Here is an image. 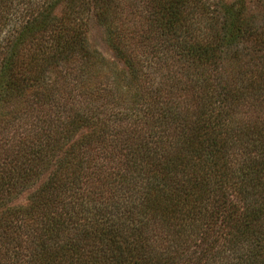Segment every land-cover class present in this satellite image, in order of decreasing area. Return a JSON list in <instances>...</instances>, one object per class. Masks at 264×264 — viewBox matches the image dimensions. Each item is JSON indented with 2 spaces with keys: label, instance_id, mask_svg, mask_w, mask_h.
Returning a JSON list of instances; mask_svg holds the SVG:
<instances>
[{
  "label": "trees",
  "instance_id": "trees-1",
  "mask_svg": "<svg viewBox=\"0 0 264 264\" xmlns=\"http://www.w3.org/2000/svg\"><path fill=\"white\" fill-rule=\"evenodd\" d=\"M0 264H264V0H0Z\"/></svg>",
  "mask_w": 264,
  "mask_h": 264
},
{
  "label": "rangeland",
  "instance_id": "rangeland-1",
  "mask_svg": "<svg viewBox=\"0 0 264 264\" xmlns=\"http://www.w3.org/2000/svg\"><path fill=\"white\" fill-rule=\"evenodd\" d=\"M104 30L96 25H94L89 31V40L91 46L100 52L104 58L110 62H116L113 58V53L109 48L104 35Z\"/></svg>",
  "mask_w": 264,
  "mask_h": 264
}]
</instances>
